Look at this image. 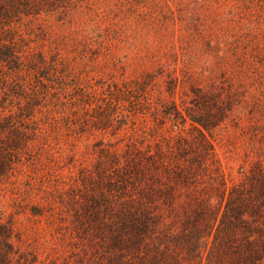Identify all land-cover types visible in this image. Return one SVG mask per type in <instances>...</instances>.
Instances as JSON below:
<instances>
[{"label":"trees","instance_id":"obj_1","mask_svg":"<svg viewBox=\"0 0 264 264\" xmlns=\"http://www.w3.org/2000/svg\"><path fill=\"white\" fill-rule=\"evenodd\" d=\"M0 264H264V0H0Z\"/></svg>","mask_w":264,"mask_h":264},{"label":"rangeland","instance_id":"obj_2","mask_svg":"<svg viewBox=\"0 0 264 264\" xmlns=\"http://www.w3.org/2000/svg\"><path fill=\"white\" fill-rule=\"evenodd\" d=\"M249 142L250 140L248 139V137H246L245 140L243 139V141H238V145L239 146L248 145ZM216 144L221 153L227 176H229V178L238 179L240 177V167L242 166L243 159H244V151H243L244 149L242 148L243 150H241L239 148L238 152H232V153L227 152L223 154L222 147H221L223 143L221 141V138L219 139L218 137V141H216Z\"/></svg>","mask_w":264,"mask_h":264}]
</instances>
